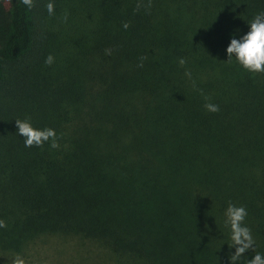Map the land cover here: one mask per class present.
<instances>
[{
  "label": "trees",
  "instance_id": "16d2710c",
  "mask_svg": "<svg viewBox=\"0 0 264 264\" xmlns=\"http://www.w3.org/2000/svg\"><path fill=\"white\" fill-rule=\"evenodd\" d=\"M48 2L0 0V254L58 233L125 264H227L232 202L264 255V74L226 55L264 0ZM25 118L60 147L26 148Z\"/></svg>",
  "mask_w": 264,
  "mask_h": 264
},
{
  "label": "clouds",
  "instance_id": "9594fccd",
  "mask_svg": "<svg viewBox=\"0 0 264 264\" xmlns=\"http://www.w3.org/2000/svg\"><path fill=\"white\" fill-rule=\"evenodd\" d=\"M17 4H23L28 9L34 7V0H17ZM46 9L49 16L55 12V5L52 0L46 4ZM141 7L146 9L151 8V0L147 4H143L142 0H138L136 10L139 11ZM67 13L63 16L64 22H67ZM248 31L237 38V33L232 34L230 42L226 48L227 62H231L235 58L236 62L243 67L247 72L264 74V12L257 13L252 20L247 24ZM123 28L127 30L130 27L128 22L123 23ZM106 55H111V50H105ZM54 57L49 54L45 58V64L51 66L54 63ZM146 57L140 58V63L137 67H143V61ZM178 63L181 66L186 64L184 58L179 59ZM185 76L191 79V72L186 71ZM205 100H209L205 97ZM206 111L210 113H217L220 107L217 104L206 102L204 104ZM15 125L17 134L23 137L24 146L26 148H43L45 143H48L50 148L57 149L60 147L59 139L55 129L43 128L39 129L33 126L30 118L16 119ZM248 216L247 209L240 205L229 202L224 212V225L229 229L228 252L226 253L227 264H241V258L246 253H254L247 264H264V255L256 252L255 240L252 234V229L245 223ZM7 224L0 219V228H6ZM234 249V251H233ZM9 264H27L26 259L19 253L11 257Z\"/></svg>",
  "mask_w": 264,
  "mask_h": 264
},
{
  "label": "rangeland",
  "instance_id": "374dc122",
  "mask_svg": "<svg viewBox=\"0 0 264 264\" xmlns=\"http://www.w3.org/2000/svg\"><path fill=\"white\" fill-rule=\"evenodd\" d=\"M52 23L55 28L57 22L52 20ZM19 254L27 264H125L124 261H116L96 242L74 234L40 235ZM14 255L0 254V264H9Z\"/></svg>",
  "mask_w": 264,
  "mask_h": 264
}]
</instances>
